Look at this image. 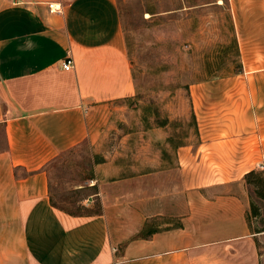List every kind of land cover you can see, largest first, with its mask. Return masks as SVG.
Returning <instances> with one entry per match:
<instances>
[{"label": "crops", "instance_id": "obj_1", "mask_svg": "<svg viewBox=\"0 0 264 264\" xmlns=\"http://www.w3.org/2000/svg\"><path fill=\"white\" fill-rule=\"evenodd\" d=\"M53 1L62 12L50 11ZM228 3L244 65L226 122L194 146L151 131V169L141 172L122 173V153H103L94 184L102 211L72 215L53 205L49 165L83 143L101 150L119 101L136 93L118 0H0V264L250 259L245 175L264 170V0ZM171 150L175 165H163Z\"/></svg>", "mask_w": 264, "mask_h": 264}, {"label": "rangeland", "instance_id": "obj_2", "mask_svg": "<svg viewBox=\"0 0 264 264\" xmlns=\"http://www.w3.org/2000/svg\"><path fill=\"white\" fill-rule=\"evenodd\" d=\"M118 4L136 93L119 101L120 116L101 150L83 143L49 165L53 201L59 209L82 213L99 209L94 184L105 152L122 153L114 161L122 173L133 174L151 169L146 147L153 130L193 146L201 135L209 137L215 122H226L227 92L240 81L234 74L243 71L228 0H118ZM168 155L163 165L169 161L175 165L173 150ZM202 162L211 169L216 166L208 155ZM250 197L260 206L259 215L250 213L251 227L257 231L264 228V200L254 191ZM255 233L253 254L241 264H264V231Z\"/></svg>", "mask_w": 264, "mask_h": 264}, {"label": "trees", "instance_id": "obj_3", "mask_svg": "<svg viewBox=\"0 0 264 264\" xmlns=\"http://www.w3.org/2000/svg\"><path fill=\"white\" fill-rule=\"evenodd\" d=\"M245 180H246V184L249 189L250 195L252 196V192L254 191L259 196V198L264 200V170L253 169L249 171L245 175ZM52 202H53V205L59 208L54 201ZM60 209L72 215H94V214H99L102 211V207L100 203H99V209H97V211L88 212V213L70 211L66 208H60ZM250 213H254L256 216L260 214V206H258L252 199H251L250 211L247 215L249 224H250V216H251ZM261 231H264V228L257 229V231L255 230L254 232H261Z\"/></svg>", "mask_w": 264, "mask_h": 264}, {"label": "built area", "instance_id": "obj_4", "mask_svg": "<svg viewBox=\"0 0 264 264\" xmlns=\"http://www.w3.org/2000/svg\"><path fill=\"white\" fill-rule=\"evenodd\" d=\"M49 8L51 12H62L63 5L60 1L49 2ZM62 66L65 70H71L74 67V59L70 53L63 60Z\"/></svg>", "mask_w": 264, "mask_h": 264}, {"label": "bare ground", "instance_id": "obj_5", "mask_svg": "<svg viewBox=\"0 0 264 264\" xmlns=\"http://www.w3.org/2000/svg\"><path fill=\"white\" fill-rule=\"evenodd\" d=\"M220 2H222V0H220Z\"/></svg>", "mask_w": 264, "mask_h": 264}]
</instances>
